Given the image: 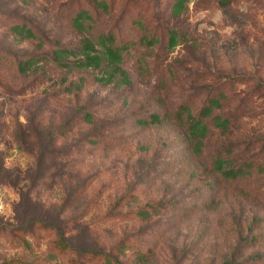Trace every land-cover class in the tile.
<instances>
[{
	"label": "rangeland",
	"instance_id": "rangeland-1",
	"mask_svg": "<svg viewBox=\"0 0 264 264\" xmlns=\"http://www.w3.org/2000/svg\"><path fill=\"white\" fill-rule=\"evenodd\" d=\"M175 2L0 0V264H264V0Z\"/></svg>",
	"mask_w": 264,
	"mask_h": 264
},
{
	"label": "trees",
	"instance_id": "trees-1",
	"mask_svg": "<svg viewBox=\"0 0 264 264\" xmlns=\"http://www.w3.org/2000/svg\"><path fill=\"white\" fill-rule=\"evenodd\" d=\"M187 2L188 0H177V2H175L172 7V15L174 17H179L184 11ZM97 5L103 10L108 9L107 4L104 2H97ZM87 20L89 21L93 20L92 16L89 15L88 12H80L74 19L73 23L75 27L82 28L84 26V21L87 22ZM13 31L19 34L22 38H33L34 37L32 31L27 29L25 26H15L13 28ZM113 40L114 39L112 37H108V36H101L99 38V41H100L99 44L103 47V50L101 51L100 55L99 54L93 55V53L97 52L95 46L89 42L85 43L83 47V53L85 57L82 61L77 63L78 66L84 67V68L85 67L86 68H89V67L100 68L102 63L105 60H108L109 64L114 65V67H116V71L121 72L123 76V81H126L127 79L126 74L119 67L121 60H122L121 53L120 51L114 50ZM178 45H180V36L178 32L176 30H170L169 31V41H168L169 50L175 49ZM60 53L61 51L56 52L57 58L59 57ZM33 62L34 60L33 61L30 60L29 62H26L23 64L21 63L19 66V70L23 73L26 72L27 66H29L30 64L32 65ZM100 80L104 82V79H100ZM220 107H221L220 102L217 99H214V100H211L208 105L202 108L198 116H194L188 111L186 112L187 121H188L189 138L191 141H193L195 145L194 151L197 154H200L202 150L203 144H201V140L206 138L209 134V129L207 125L204 123V121L211 117L215 109H219ZM217 121H218L217 123L218 127L223 128V129L227 128L228 121L222 120L219 117H217ZM151 122L152 123L160 122L159 116L154 115ZM140 123L144 125H149L150 121L143 120ZM224 167H225V161L219 159L216 164V169L217 171L221 172L225 177L238 178L240 174L241 175L244 174L242 170L238 172H234L231 170L224 169ZM140 214L145 216L148 214V212L141 211Z\"/></svg>",
	"mask_w": 264,
	"mask_h": 264
}]
</instances>
